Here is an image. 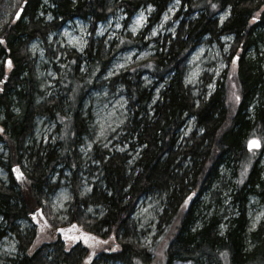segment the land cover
<instances>
[{"label":"trees","instance_id":"trees-1","mask_svg":"<svg viewBox=\"0 0 264 264\" xmlns=\"http://www.w3.org/2000/svg\"><path fill=\"white\" fill-rule=\"evenodd\" d=\"M46 1L54 17L50 22L36 18L44 0H13V6L9 0H0V109L5 115L0 138L8 146L7 166L12 174L22 161L23 153L19 151L33 111L30 42L36 38L46 41L50 32L69 20L89 18L92 35L86 54L91 63L82 78L76 77L73 62L64 76L69 93L65 117L57 103L50 102L51 113L61 118L64 128L58 149L36 151L35 162L41 172L30 176L29 183L22 187L12 175L7 185L0 181V218L6 223L5 227L0 223V240L8 230L19 240L20 255L13 264H70L71 258L75 264H97L104 259H121L124 254L136 260L157 254L158 244L164 253L162 264L175 260L192 264H264L263 225L249 230L247 217L250 197L264 196L260 158L264 152L263 57L250 54V49L264 39V0H181V8H186L188 15L199 12L197 18L179 23L176 33L153 58L137 63L121 76L134 112L126 133L137 139L139 157L129 168L127 157L121 159L105 151L99 159L104 188L95 185L92 194L85 197L79 191L80 184L75 183L66 222L53 215L45 191L54 187L49 178L58 165L68 169L73 178L79 174L78 145L83 130L79 106L118 51L144 45L139 38L118 36L112 52L101 53L102 45H93L97 24L117 7L125 9L129 20L148 3L155 8L153 23L171 0H120L113 4L111 0ZM20 8L21 16L11 20ZM227 8L230 14L220 24L218 16ZM6 14L10 16L8 22L3 17ZM210 34L234 36L227 60L236 64L237 75L231 83L225 71L211 93L197 101L184 81L186 64L200 38ZM145 75L162 86L155 102L151 91L142 86ZM14 103L19 109L16 114L12 111ZM190 116L195 118L199 132L190 134L181 146L180 132ZM252 137L262 142L258 155L247 147ZM185 162L187 169L182 171ZM229 171L236 178L230 194L236 212H221L222 207H218L211 215H202L203 197L220 201ZM150 192L165 196L169 207L162 215L163 228L152 249L139 251L133 244L132 216L140 197ZM90 204L104 207L99 220L85 212ZM39 209L41 217H34ZM21 219L32 222V227L23 232L17 223ZM59 227L74 228L77 234L73 241L63 239L57 233Z\"/></svg>","mask_w":264,"mask_h":264},{"label":"rangeland","instance_id":"rangeland-1","mask_svg":"<svg viewBox=\"0 0 264 264\" xmlns=\"http://www.w3.org/2000/svg\"><path fill=\"white\" fill-rule=\"evenodd\" d=\"M9 1L13 6V0ZM118 1L120 0H111V3ZM49 6L48 1L44 0V5L36 18H41L46 22L52 21L54 17L47 9ZM154 12V6L148 3L140 6L128 20L125 9L117 7L97 24L93 45L98 47L100 43L102 45L99 49L101 53H111L117 44L118 36L139 38L144 45L142 47H125L118 51L107 68L98 74L95 86L88 91L86 98L79 106V118L83 122L78 145L81 160L79 174L73 178V174L68 169L58 165L56 171L49 178V182L54 184V187L51 190L47 188L45 191V197L53 215L61 222L68 220L72 189L76 185L75 183L80 184L79 191L85 197L92 194L95 185L99 187L98 189L102 186L104 188L99 159L105 151L119 155L121 159L127 157V167L129 168L133 166V161L139 157L141 147L138 145L137 139L126 133V124L133 118L134 112L129 106L128 94L121 76L123 77L124 73L137 63L153 58L156 51L162 49L169 37L176 33L179 23L190 22L199 14L197 12L188 15L187 9L181 8V0L169 1L164 11L151 23ZM229 14L230 8H227L218 16L220 24L227 19ZM1 17L0 15V20H2ZM3 17L7 22L10 20L9 14ZM15 18L16 16L11 20ZM1 25L0 22V28ZM144 29H146L145 32H143ZM261 31L264 33V28ZM91 35V20L75 18L67 21L59 30L50 32L46 41L36 38L30 42L28 49L33 64V111L27 122V136L19 151L20 154L23 153L22 161L18 167L13 168V174L7 166L8 146L4 139L0 138V181L6 185L10 182L11 175L15 178L18 187L28 184L30 176L38 175L41 172V168H37L35 162L36 151L45 153L46 150H49L48 147L58 149L57 142L64 125L60 117L53 116L51 113L50 102L57 103V109L65 117L69 93L65 88L67 83L64 82V76L71 69L72 62L76 66V77L82 78L87 73L91 58L89 54H86V50ZM233 40L234 36L230 34L205 35L200 38L199 43L190 54L184 81L197 101L204 94L211 93L218 78L225 71L231 83L235 80L237 66L232 60H227ZM92 50L94 51V46ZM250 54L253 57H263L262 68L264 71V39L258 41L257 45L250 49ZM141 80L142 86L151 91L155 102L160 96L162 86L155 84L154 79L149 75L143 76ZM1 110L0 124L5 117ZM12 111L15 114L19 112L15 103L12 104ZM193 132L199 131L196 128L195 118L190 116L181 129L179 144L183 146L186 143V138ZM258 154L259 150L253 151V155ZM260 158L264 179V152L261 153ZM187 165L186 162L182 164V171L187 169ZM228 173L225 186L221 187L220 201L203 197L200 206L202 215L209 216L211 211L218 207H222L220 208L221 212H236L230 197L231 191L235 188L236 178L233 177L232 171ZM158 193L150 192V194L141 196L135 206L132 216L134 221L133 244L139 251L146 248L152 249L150 247L153 246L157 234L163 228L162 215L169 205L166 197ZM207 205L208 208H206ZM85 212L95 220H99L104 215L105 209L100 204H90L86 207ZM247 217L249 230L256 229L260 225H263L264 228V196L250 197L247 205ZM2 222L3 220L0 218V223ZM17 223L23 232L32 227V222L27 219H21ZM2 224L5 227L6 223ZM221 228L225 229V225H222ZM43 243L45 241L41 242V245ZM161 248L159 244L156 245L155 249H158L159 252L155 255H143L142 258H137L138 263L124 254L121 259H104L97 264H160L164 260ZM128 249L130 251V248ZM19 255V240L14 232L8 230L0 240V264H13V260L17 259ZM69 261L70 264L76 262L74 258ZM171 264L192 263L175 260Z\"/></svg>","mask_w":264,"mask_h":264},{"label":"water","instance_id":"water-1","mask_svg":"<svg viewBox=\"0 0 264 264\" xmlns=\"http://www.w3.org/2000/svg\"><path fill=\"white\" fill-rule=\"evenodd\" d=\"M22 12V8H20L19 9V11H18V14H17V17L19 16V14ZM250 140H256V141H258L259 142V144H260V147H255V146H253V147H249V141ZM247 147H248V149H250V150H253V149H256V150H258V149H260L261 147H262V143H261V140L259 139V138H257V137H252V138H250L248 141H247ZM38 214H42V212H41V209H39L38 210ZM65 231V229H63V228H59L58 229V232H60V233H63ZM69 230H67V232H68Z\"/></svg>","mask_w":264,"mask_h":264},{"label":"snow or ice","instance_id":"snow-or-ice-1","mask_svg":"<svg viewBox=\"0 0 264 264\" xmlns=\"http://www.w3.org/2000/svg\"><path fill=\"white\" fill-rule=\"evenodd\" d=\"M0 42H2V41H0ZM8 63H9V66H11V61H9ZM237 99H239V98L237 97ZM253 146H255V147H260V144H259V142L256 141V140H250V141H249V147L251 148V147H253Z\"/></svg>","mask_w":264,"mask_h":264},{"label":"flooded vegetation","instance_id":"flooded-vegetation-1","mask_svg":"<svg viewBox=\"0 0 264 264\" xmlns=\"http://www.w3.org/2000/svg\"><path fill=\"white\" fill-rule=\"evenodd\" d=\"M61 234L67 236V234H66L65 232H63V233H61ZM67 239H70V241H73L74 236L71 234V235L69 236V238H67Z\"/></svg>","mask_w":264,"mask_h":264},{"label":"bare ground","instance_id":"bare-ground-1","mask_svg":"<svg viewBox=\"0 0 264 264\" xmlns=\"http://www.w3.org/2000/svg\"><path fill=\"white\" fill-rule=\"evenodd\" d=\"M28 57V56H27Z\"/></svg>","mask_w":264,"mask_h":264}]
</instances>
